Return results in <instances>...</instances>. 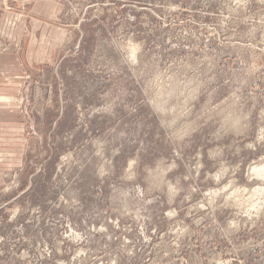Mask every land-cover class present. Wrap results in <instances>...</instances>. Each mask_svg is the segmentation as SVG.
Masks as SVG:
<instances>
[{"label":"rangeland","instance_id":"obj_1","mask_svg":"<svg viewBox=\"0 0 264 264\" xmlns=\"http://www.w3.org/2000/svg\"><path fill=\"white\" fill-rule=\"evenodd\" d=\"M0 264H264V0H0Z\"/></svg>","mask_w":264,"mask_h":264}]
</instances>
